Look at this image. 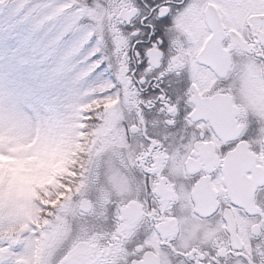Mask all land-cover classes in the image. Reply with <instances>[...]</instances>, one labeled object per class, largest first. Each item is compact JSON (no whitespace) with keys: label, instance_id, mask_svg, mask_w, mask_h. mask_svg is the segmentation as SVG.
<instances>
[{"label":"snow or ice","instance_id":"obj_1","mask_svg":"<svg viewBox=\"0 0 264 264\" xmlns=\"http://www.w3.org/2000/svg\"><path fill=\"white\" fill-rule=\"evenodd\" d=\"M215 2L219 11L202 14L205 0H0V12L12 20L0 39L15 38L19 52H38L40 57L38 61L15 54L0 58V115L33 113L52 119L73 102L115 97L125 109L121 126L134 155L151 149L143 166L133 167L137 182L143 180L140 193L128 199L110 198L102 217L84 215L79 221L86 229L83 234L74 223L55 264H264V156L253 144L259 126L250 120L246 129L234 131L225 102L217 98L212 107L225 112L224 128L219 134L205 130L200 136L196 126L208 121L193 117V108L186 104L192 73L189 65L181 66L173 46L178 24L192 33L196 47L207 39L204 52L193 63L213 76L218 56L230 57L240 50L264 59V0ZM17 29L22 33L14 35ZM193 46L192 41L184 43L183 51L190 52ZM37 65L50 67L39 71ZM26 66L35 70L25 77ZM141 121L143 135L137 131L130 138L127 129H139ZM190 141L214 145L196 149L195 158L204 159L206 166L180 182L186 191L199 186L209 192L208 207L193 215L215 236L184 247L180 231L162 234L157 227L161 217H181L178 202L161 211L152 191L156 171L163 174V170L146 169L154 163L153 154L170 155ZM212 187L220 191L212 193ZM131 199L140 205L142 215L127 232L117 231L129 222L123 209ZM233 216L238 224L230 223ZM83 244L96 247L73 251ZM7 246V241L0 242V248ZM117 248L122 251L113 256ZM17 250V246L10 249ZM156 251L159 260L151 255ZM0 264L13 262L11 257L0 258Z\"/></svg>","mask_w":264,"mask_h":264},{"label":"flooded vegetation","instance_id":"obj_2","mask_svg":"<svg viewBox=\"0 0 264 264\" xmlns=\"http://www.w3.org/2000/svg\"><path fill=\"white\" fill-rule=\"evenodd\" d=\"M219 5L215 0H205L202 7V14L210 11H219ZM177 34L173 39V46L177 49L182 58L181 66L189 65L192 73V87L186 93V104L193 108V117L204 116L207 119V125H197V131L200 136L204 135L205 130H215L218 134L222 132L225 125V112L223 110H213V102L221 98L225 104L229 119L234 125V131L240 132L247 128L249 121H254L259 126V137L253 141L255 146L260 148L261 155L264 156V59L245 54L237 50L230 57H216L213 76L205 69H197L193 60H198L208 45V40H204L199 47L195 46L192 33L187 28H182L179 24L176 26ZM193 42L191 51H183L184 43ZM243 43V41H242ZM231 46V45H229ZM110 109L112 110V128L108 139L94 145L84 153L85 144L82 143L81 155H87L82 173V185L75 195H73L69 209L61 214V225L59 227H47L41 236L23 240L21 237H0V242L7 241L8 246L0 248V258L11 257L13 264H55L56 257L68 241L73 230V224L79 228L83 234L86 229L79 224L80 219L87 215L88 217H102L104 206L110 202V198L128 199L135 197L143 188V180L137 182L133 175V167L139 163L143 166L144 159L148 152L142 151L140 155H134L131 146L126 140V131L121 122L125 119L124 111L115 97H111ZM127 101H125L126 106ZM170 111L175 113L173 106ZM167 123H172L168 121ZM191 124V121H189ZM156 122H152L155 127ZM140 132L143 135V121L141 127L137 129L131 126L127 129V135L131 138L134 132ZM167 139V137H164ZM139 139L138 137L136 138ZM155 143V142H154ZM214 145L207 143L204 145L189 142L181 150L173 151L170 155L165 152H158L152 155L153 164L148 171H156V180L153 182V193L158 197L161 204V211L165 206L170 207L172 202H178V213L180 219L173 216L161 217L157 225L162 234L180 231V243L186 247L191 243H205L214 239L215 232L208 231L206 225H202L196 220L193 213L201 211L208 207L210 194L207 190L195 186L191 191L185 190V184L180 182L186 180L198 168L205 167L204 159H197L196 149L211 148ZM167 161V163H162ZM74 171H65V181L68 182V176L73 175ZM72 177V176H71ZM76 178V177H75ZM47 188V186L45 185ZM241 195L244 194L242 186L239 187ZM215 187H212V193H218ZM48 193V192H47ZM50 195L45 197L44 211L51 213L52 218L57 216L59 207L66 202L67 198L63 196L64 191L52 189ZM38 199L36 202L38 203ZM44 203V202H43ZM128 218V223L122 225L117 231L123 229L125 232L132 226L136 219L142 215L140 205L135 199L128 201L123 209ZM231 224H238L239 219L233 216ZM41 226L38 225V227ZM40 228V227H39ZM42 228L39 230L41 231ZM47 233L49 236H47ZM126 238V237H125ZM162 243V241L160 242ZM17 246L18 250L13 252L10 249ZM156 244H153L155 247ZM95 245H81L79 250L73 251L87 252L95 248ZM117 248L113 252H121ZM71 255V253L69 254ZM153 259L159 260L161 254L156 251L151 254ZM67 257H65L66 259ZM61 264L63 262L61 261ZM114 264V261L112 262Z\"/></svg>","mask_w":264,"mask_h":264},{"label":"rangeland","instance_id":"obj_3","mask_svg":"<svg viewBox=\"0 0 264 264\" xmlns=\"http://www.w3.org/2000/svg\"><path fill=\"white\" fill-rule=\"evenodd\" d=\"M11 24L8 13L0 12V35ZM21 33L22 30L17 29L14 35ZM13 54L32 56L37 61L40 58L38 52H19L15 38L0 39V58ZM48 67L50 65H37L36 69L44 71ZM34 70L32 66H26L22 75L26 77ZM110 99L73 102L60 116L52 119L33 113L0 115V237L30 240L36 234L41 236L44 227L60 228L61 214L69 209L71 197L83 183L80 171L88 158L81 155L82 143L86 144V153L110 135L113 116ZM89 106L95 107L99 118L90 130L89 116L83 115L88 113L84 108ZM73 168L77 169L74 171L76 178L69 175L68 182L65 181V171ZM52 189L64 191L63 196L67 198L57 209L55 218L43 210L49 202H45V197Z\"/></svg>","mask_w":264,"mask_h":264},{"label":"trees","instance_id":"obj_4","mask_svg":"<svg viewBox=\"0 0 264 264\" xmlns=\"http://www.w3.org/2000/svg\"><path fill=\"white\" fill-rule=\"evenodd\" d=\"M84 111L85 112L88 111V113H92V115L89 116V118H88V123H90V125H91L89 127V130H90L91 128H94V126H96L97 122L99 121V118L97 117V112H96L95 107L91 108V106H89L86 109L84 108Z\"/></svg>","mask_w":264,"mask_h":264}]
</instances>
